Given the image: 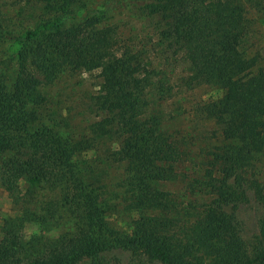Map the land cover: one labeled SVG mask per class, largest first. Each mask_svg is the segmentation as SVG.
I'll list each match as a JSON object with an SVG mask.
<instances>
[{"label": "trees", "instance_id": "trees-1", "mask_svg": "<svg viewBox=\"0 0 264 264\" xmlns=\"http://www.w3.org/2000/svg\"><path fill=\"white\" fill-rule=\"evenodd\" d=\"M75 1L54 3L68 11ZM89 13L67 25L60 16L40 20L9 35L15 73L8 88L0 80V152H8L2 182L8 190L23 177L60 187L75 230L35 250L12 224L0 237V264H77L113 248L159 264H264V219L260 246L249 249L225 209L245 197L246 167L264 152V70L243 46L249 22L241 0H139L148 28L142 50L123 43L115 23H104V9ZM180 66L187 71L183 84L221 90L204 106L218 144L193 180L179 171L189 149L163 132L152 108L174 94L172 73ZM63 68L96 69L102 78L89 104L100 118L87 139L69 140L43 120V86ZM106 139L116 145L108 160L127 170L123 204L134 216L124 230L108 225L109 205L73 161L79 150ZM178 179L203 200L185 201L161 186ZM44 211L53 218L56 203L46 202Z\"/></svg>", "mask_w": 264, "mask_h": 264}, {"label": "rangeland", "instance_id": "rangeland-1", "mask_svg": "<svg viewBox=\"0 0 264 264\" xmlns=\"http://www.w3.org/2000/svg\"><path fill=\"white\" fill-rule=\"evenodd\" d=\"M58 0H0V80L10 86L15 73L12 58V40L9 35L32 28L38 21L60 16L66 25L82 20L92 9H104V23H115L120 40L136 50L146 49L148 28L139 13V0H76L68 11L55 6ZM249 24L247 39L243 45L250 55L257 57L258 66L264 70V0H241ZM153 57L154 53H149ZM187 71L176 68L172 78L178 85L174 94L158 101L152 108L162 116L163 132L177 137L190 151L189 161L180 166L182 175L191 180L199 178L206 162L218 144L216 124L206 118L205 105L221 96L216 85L194 82L187 86L182 79ZM102 78L98 70H72L63 68L57 77L43 86L47 101L42 109L43 120L58 134L78 141L91 136V124L100 118L99 111L91 109L92 96L100 87ZM181 83V84H179ZM91 105V104H90ZM110 140L93 142L87 149L79 150L74 163L80 176L101 192L109 205L106 222L109 226L124 230L134 216L124 209L123 194L127 170L122 163L109 161L108 153L116 145ZM109 148V149H108ZM8 152H0V237L9 226L16 228L26 240L33 242L35 250L44 249L58 237L75 230V219L62 206L60 187L50 188L44 183L20 178L16 188L8 190L2 182L1 162ZM93 176H95L93 178ZM162 188L178 195L181 199L201 202L199 193L192 194L186 181L178 179L161 184ZM246 195L240 201L226 206L233 215L241 239L249 249L260 246L264 219V152L259 153L247 165L244 172ZM53 201L57 211L49 218L44 211L46 202ZM262 244V243H261ZM46 246V247H45ZM77 264H159L143 255L129 250L113 248L85 257Z\"/></svg>", "mask_w": 264, "mask_h": 264}]
</instances>
